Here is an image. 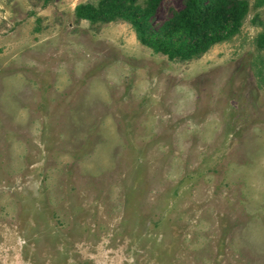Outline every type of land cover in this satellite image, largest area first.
Segmentation results:
<instances>
[{
	"label": "rangeland",
	"instance_id": "374dc122",
	"mask_svg": "<svg viewBox=\"0 0 264 264\" xmlns=\"http://www.w3.org/2000/svg\"><path fill=\"white\" fill-rule=\"evenodd\" d=\"M84 1L0 0V264H264V2L169 59Z\"/></svg>",
	"mask_w": 264,
	"mask_h": 264
},
{
	"label": "trees",
	"instance_id": "16d2710c",
	"mask_svg": "<svg viewBox=\"0 0 264 264\" xmlns=\"http://www.w3.org/2000/svg\"><path fill=\"white\" fill-rule=\"evenodd\" d=\"M160 0H95L74 7L78 18L91 22L127 20L137 38L169 59H190L213 43L234 34L248 11V0H183L162 22L153 23ZM264 0H256V4ZM264 49V27L255 37Z\"/></svg>",
	"mask_w": 264,
	"mask_h": 264
}]
</instances>
